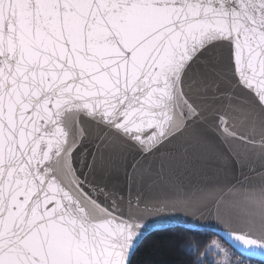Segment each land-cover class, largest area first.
Returning <instances> with one entry per match:
<instances>
[{
    "label": "snow or ice",
    "instance_id": "6c2138e0",
    "mask_svg": "<svg viewBox=\"0 0 264 264\" xmlns=\"http://www.w3.org/2000/svg\"><path fill=\"white\" fill-rule=\"evenodd\" d=\"M88 142L130 185L176 145L264 161V0H0V264H134L162 231L190 264H245L173 234L157 216L175 203L121 195ZM261 167L223 234L264 264Z\"/></svg>",
    "mask_w": 264,
    "mask_h": 264
},
{
    "label": "water",
    "instance_id": "95a60500",
    "mask_svg": "<svg viewBox=\"0 0 264 264\" xmlns=\"http://www.w3.org/2000/svg\"><path fill=\"white\" fill-rule=\"evenodd\" d=\"M179 149L180 145H176L171 150V156L175 157L174 164L169 160L164 161L166 174H162V179L156 178L155 170L160 166L157 162L152 165L150 172L138 171L131 185L129 177L132 172L126 167L127 159L121 160L113 154L112 149H105L104 146L98 149L92 142H88L83 146L82 155L88 161L93 156L97 157L98 162L102 158L97 171L106 179L111 178L121 195L127 197L130 192L132 197L140 195L143 198L165 199L175 203V208L161 211L157 216L159 221L172 227L179 224L191 230L214 232L242 255L225 238L223 232L238 227L234 225L233 217L242 212L243 208L237 191L241 184L259 182L264 161L253 157L236 166L211 149L181 159L183 153ZM87 172L88 169H85ZM213 201L220 202L225 214L217 213V205ZM253 260L261 261L256 258Z\"/></svg>",
    "mask_w": 264,
    "mask_h": 264
},
{
    "label": "trees",
    "instance_id": "16d2710c",
    "mask_svg": "<svg viewBox=\"0 0 264 264\" xmlns=\"http://www.w3.org/2000/svg\"><path fill=\"white\" fill-rule=\"evenodd\" d=\"M184 227L175 228L172 227L173 234L176 232L184 233ZM187 235H191L195 237L198 241H201L202 244H210L215 240H219L221 242L226 243L223 239H221L217 234L208 230H192L186 233ZM227 244V243H226ZM228 245V244H227ZM229 246V245H228ZM233 252L244 258L247 261H251L256 264H262L261 261H256L253 259H249L231 246H229ZM195 260L194 255H190L187 252L180 251L178 249L173 250V244L170 240H168L163 233H154L150 235L140 246V249L137 251L136 256L134 258V264H190V262ZM205 264H209L208 261Z\"/></svg>",
    "mask_w": 264,
    "mask_h": 264
},
{
    "label": "rangeland",
    "instance_id": "374dc122",
    "mask_svg": "<svg viewBox=\"0 0 264 264\" xmlns=\"http://www.w3.org/2000/svg\"><path fill=\"white\" fill-rule=\"evenodd\" d=\"M215 242H217V243L221 246V248L227 250V251L230 253V255H231L232 257H234L235 259L244 260V261H245V264H256V263H253V262H251V261H247V260H245L244 258H242V257H240V256H238V255H236V254L233 252V250H232V249H231L226 243L221 242V241H219V240H215ZM213 255L216 256V259H217V260H222V259H224V257H223L222 255H217L215 252L213 253Z\"/></svg>",
    "mask_w": 264,
    "mask_h": 264
}]
</instances>
